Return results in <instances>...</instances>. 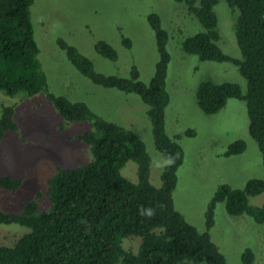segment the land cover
I'll return each instance as SVG.
<instances>
[{"label": "trees", "instance_id": "16d2710c", "mask_svg": "<svg viewBox=\"0 0 264 264\" xmlns=\"http://www.w3.org/2000/svg\"><path fill=\"white\" fill-rule=\"evenodd\" d=\"M176 1L184 2L204 27L184 40V49L204 60L234 62L248 84L244 94L238 83L205 80L197 89L199 106L212 114L220 111L231 97L246 100L249 132L264 161V0H226L239 12L236 36L240 57L230 56L219 44L221 34L215 9L218 0ZM34 2L0 0V90L13 95L45 91L67 123L92 121L93 129L76 138L91 146L93 158L77 167H58L48 179L47 194L51 201L48 210H40L39 195L28 201L21 212L0 209V224L17 223L30 229L12 244H0V264H185L187 261L229 264L210 233L216 206L225 202L230 214L245 213L255 222L263 223L264 202L256 205L250 198L264 192V178H251L243 188L222 184L206 211V231H199L176 208L173 193L185 150L166 129L171 53L169 35L159 14L152 13L149 17L159 53L149 83L140 79L136 66L129 76L99 72L89 57L59 39L60 46L84 76L105 87L136 92L149 106L155 143L166 160L162 185L157 187L151 182V156L134 131L96 114L82 101L49 90L31 19ZM123 42L131 45L128 38L124 37ZM96 49L112 60L118 58L117 50L105 40L99 41ZM18 129L15 106L3 105L0 143L7 130ZM186 133L195 135L193 129ZM246 147V141L238 139L225 154H239ZM129 160L138 163V182L122 173ZM21 184L20 178L0 174V188L15 190ZM127 237L140 238L138 250L124 247L123 239ZM254 261V251L247 248L242 254L243 264Z\"/></svg>", "mask_w": 264, "mask_h": 264}, {"label": "rangeland", "instance_id": "374dc122", "mask_svg": "<svg viewBox=\"0 0 264 264\" xmlns=\"http://www.w3.org/2000/svg\"><path fill=\"white\" fill-rule=\"evenodd\" d=\"M215 9L219 17L220 46L230 56L240 57L236 36L238 10L226 0H218ZM152 13L159 14L169 35L170 101L166 107V129L185 150L173 193L175 206L199 231H206V211L222 184L243 188L251 178H264L262 153L249 132L246 100L231 97L220 111L212 114L204 112L197 100V89L205 80L238 83L245 94L248 84L239 67L232 61L204 60L184 49L187 37L204 30L184 2L35 0L31 6L39 58L48 77L49 90L70 100L82 101L96 114L134 131L145 142L151 156V182L160 187L166 160L155 143L149 106L136 92L94 83L76 68L59 44V39H64L75 46L93 61L97 71L107 75L129 76L136 66L140 79L149 83L159 59L157 39L149 20ZM124 37L130 40V46L124 44ZM101 40L117 50L116 60L97 51L96 44ZM3 105L15 106L19 129L7 130L0 143V174L20 178L22 184L15 190L0 188V209L21 212L28 201L39 195L40 210H48L51 205L48 179L58 167L73 168L92 160L91 146L76 137L93 129V122L67 123L45 91L13 95L0 90V113ZM190 129L195 135L186 133ZM238 139L246 141V149L227 156L229 145ZM122 173L138 182V163L129 160ZM250 201L261 205L264 192L251 196ZM29 230L21 224L1 223L0 244H12ZM210 233L229 264H243L242 254L247 248L255 253L252 264H264V222L257 223L245 213L230 214L225 202H220ZM139 243V237L123 239L125 248L138 250ZM185 264L206 263L187 261Z\"/></svg>", "mask_w": 264, "mask_h": 264}]
</instances>
